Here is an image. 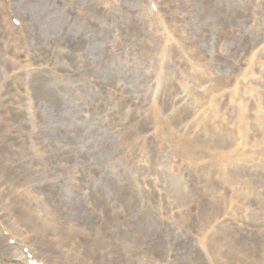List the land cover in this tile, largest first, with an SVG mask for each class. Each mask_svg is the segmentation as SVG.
<instances>
[{
    "label": "rangeland",
    "instance_id": "rangeland-1",
    "mask_svg": "<svg viewBox=\"0 0 264 264\" xmlns=\"http://www.w3.org/2000/svg\"><path fill=\"white\" fill-rule=\"evenodd\" d=\"M155 1L164 20L172 12L183 30L195 27L211 6L207 0H189L190 8L185 0ZM219 1L222 7L232 3ZM252 2L260 0H239L235 9L241 12ZM152 4L0 0V221L46 264H102L103 258V264H138L144 254L137 249L140 238L161 264H168L162 253L175 241L182 243L176 264H188L191 249L197 264H237L228 258L233 238L241 252L248 245L252 258L264 255V131L249 125L243 105L231 97L234 87L240 96L243 88L263 87L264 67L250 81H210L195 67L191 51L163 34ZM260 6L263 13L264 2ZM186 12L196 21L185 20ZM224 17L222 27L225 21L235 26L230 14ZM194 27L196 49L206 58L216 55L220 29L207 39ZM253 29V18L237 27L250 41ZM259 38L254 51L264 56V34ZM177 111L203 122L182 131L171 123L170 113ZM217 145H228L225 153L207 157ZM73 174L93 195L67 184ZM114 177L120 183L105 190L107 206L101 207L96 192ZM123 180L130 181L131 192ZM69 193L74 200H66ZM40 209L54 215L45 216L54 224L38 219ZM145 209L154 212L148 220L141 218ZM82 213L88 224L80 220ZM114 216L121 226L117 234L108 227ZM138 217L147 224L134 231ZM70 224L91 234L72 232ZM161 224L166 230L158 236ZM7 238L0 234V264H18L14 241Z\"/></svg>",
    "mask_w": 264,
    "mask_h": 264
},
{
    "label": "bare ground",
    "instance_id": "bare-ground-1",
    "mask_svg": "<svg viewBox=\"0 0 264 264\" xmlns=\"http://www.w3.org/2000/svg\"><path fill=\"white\" fill-rule=\"evenodd\" d=\"M147 1L150 3L156 2L155 0H147ZM207 1L209 2V4L211 6L208 7V12H206V14L201 16V18L199 17L200 19L198 18V21H196V16H194L193 13H191V12H190V15H189V12H186L187 15L184 13V16H186L185 20H187L188 17H193L191 20H193V21L195 20L196 25H195V27L193 25L192 26L195 28V30L198 32V34L202 35V37H206L207 39L210 38V32L211 31H214L215 29L216 30L220 29L221 34L219 35V40L216 42V50L218 52L216 55L213 56L212 54H210V58L207 57L208 59L206 57H204L202 55L201 51L200 50L198 51V49H196L195 45L193 44L194 42L190 38V34L193 33V30H192L193 27L191 25H188V26H186L185 30L181 29L177 25L178 20L172 12L169 15L168 19H165V20H164V17L161 16L160 11H159V14H156V16H157L156 18L158 20H163V25H162L163 34L168 37V40H170V37L178 38L180 44L182 46H184V48L191 51L190 53L194 57L193 60H195V62L198 61V64H195L196 65L195 67L199 68L201 72H207L208 75L210 76V81H221L220 84L223 86H224V83L222 81H250L248 76L251 73L252 74L259 73L260 68L264 67V56L259 54V53L256 54V51H254V49L259 45V43H261V39L259 37L262 34H264V12L262 13L261 6H260L263 4L264 1L260 0V2H258L256 4L254 2H252L251 6H249V8L244 6V8L241 12L236 11V9H235L236 4H234V3H237L239 0H230V1H232V3H228L226 5V7H222L221 5H218L220 3L219 0H207ZM185 2H186L187 7L190 8L189 4H187V2H189V0H185ZM146 9L147 8H145V10ZM146 12H148V10H146ZM220 12L221 13L223 12L222 17L224 20H226V18L224 16H227L228 14H230L231 19L233 20L232 23H234L235 26H233V24L232 25L230 24V26L232 28L226 27L227 22L225 21V26L222 27L220 24V21H224V20L220 19V16H219ZM252 18H253L254 29L251 32L253 39H252V41H250L251 39L249 38L248 35L246 36L243 33L238 34L237 27L240 28V30L243 29L244 27H246L247 22L250 21ZM212 25H215V27L211 28ZM170 42H171V40H170ZM228 43H230L231 46H229L228 52H225V49H226L225 46ZM247 51H250L251 54L246 59L241 58L243 52L245 55ZM239 52H242V53L237 55ZM168 53L169 52L166 51V52H164V55L168 54ZM207 60H209V61H207ZM214 63H216V65H214ZM189 64H191V63H189ZM213 66H215L216 71L213 69ZM224 70H227V71H224ZM248 88H256V89H252V90L247 91L246 89H248ZM237 89H238L237 87L232 88V93H231L232 99L234 101L238 102L239 106L243 105V107L240 108V110L243 113V115L247 117L249 125L253 124L252 125L253 128H255L257 130L264 131V122H262V121H264V86L263 87H260V86L251 87V86H249L247 88H243V91L241 92V96L239 95V91ZM180 112L181 111H177V112L173 113L174 117L171 115L172 113H170V117H171L172 125H174V126L177 125L182 131H187V127L190 126L191 124H194L197 122H200V123L203 122L200 120H196L192 116H188V115L182 114ZM258 113H260V114H258ZM254 115H256L257 118H254ZM118 117L124 121L129 120L127 117H124V116H118ZM250 120H252L253 123H251ZM127 138H128V136L126 137L125 140H127ZM139 142L142 143L143 141H137L138 144H139ZM204 145H205V142L201 141L200 147H203ZM224 146L225 145L214 146L213 148H211V150L213 152H210V154L207 157L218 156L219 154H224L228 145L226 148H224ZM98 161L100 162V160H98ZM98 161H96L97 165L101 166L100 165L101 162L99 163ZM94 164H96V163H94ZM67 182H68L67 184H69L70 187H73V189H75V190L77 189L79 192H82V193L85 191L84 188L87 187V185L82 183L80 181V179L75 174L71 175V177H69ZM123 182L128 186L129 192H131L132 191V187H131L132 184L130 183V181L123 180ZM60 183L64 184L62 181L58 180V184H60ZM112 183L119 184L120 178H118V177L117 178L116 177L111 178V180L108 181V184L104 188V190L101 188L100 190H98V192H96V193H98V194H96V196L98 198V203L100 204L101 207L107 206L106 200L104 198L105 190L108 189L109 186L112 185ZM170 183H172L173 188L180 189V185H178L175 180H172V182H170ZM63 187L66 189L68 188V187H66L65 184L63 185ZM212 189L214 190V188H212ZM87 191L88 192L85 191V193L89 198L91 195H93V192H91L90 189H88ZM72 195H73L72 193H69L66 197V200L67 201L74 200V198H72ZM130 197L132 198V194H130ZM178 199L180 201L186 200L184 196H181ZM90 200H92V198H90ZM214 201L217 202L220 206V201H219L218 197H214ZM74 205H75V203L72 204V206H74ZM147 207H148V205H147ZM40 211H41V214L39 212H37V216L41 222L48 223L51 225L54 224L53 221L47 220V218H45V216H49V215H50L49 218L54 216V215L50 214L49 212H47L49 210L45 209L42 211L40 209ZM153 213L154 212L152 209H151V212L149 209H145L141 212V218L148 220L147 218L149 216H151ZM116 214L117 213H115V215ZM82 215L83 216L81 217L80 220H82L83 222H86L87 221L86 219H89L88 217H86L88 215L86 213H84V214L82 213ZM209 215L211 216L212 214H209ZM29 216H30V214H29ZM0 219H1V217H0ZM117 219L118 218H116L114 216L112 221H111V224L108 226L112 230V233H116V234L121 229V226L120 227L118 226ZM138 221H139V217L134 222L132 221L131 227H132V229H134V231H136L137 226H144V224L145 225L147 224V222L141 224V223H138ZM130 222L127 221L128 225ZM0 223H1L0 234L3 236V238H7V236L5 237V235H4L7 232L10 235L7 238L8 241L13 240L15 242V245H13L11 248L15 254V259L18 262V264H31V263L46 264L45 260H43L41 257L42 255H39L36 252V250L34 249V246L30 245V243L26 242V240H21L20 235L17 234V231H15L11 225L6 224L3 221H0ZM69 228L72 232H77V233L79 232V233H82L84 235H86L88 232L86 230V228L79 226V225L70 224ZM93 229H95L94 231H96V233L98 232V235L101 236L100 233H102V231L100 228H96V226H95ZM165 230H166V228L164 227L163 224H161L158 231L157 230L155 231V234L158 236H163ZM38 232L42 233V232H44V230L39 229ZM88 233H90V232H88ZM140 240H141L140 241L141 246H140V248H137V249H139L141 252H144V254L143 255L140 254L137 256V260L140 258V260L138 261V264H143L142 260L146 261L145 264H161L159 261H157L155 259L153 254L152 255L148 254V251L146 248V241H144L143 238L142 239L140 238ZM262 242L264 243V239H262ZM180 243L181 242H179V241H177V242L175 241V243H171L172 246H171V250L168 251L169 253H166V255L162 253V258H164L168 262V264H176L173 262L175 259H178V257H179V253L177 252V250L179 247L182 246V243L181 244ZM231 244L232 245H230V248H228L229 249L228 258H230L234 263H237V264H246V263L264 264V255H262L260 258H258V257L252 258L254 256L253 255H252V257L250 256L251 249L249 248L248 245H243L245 250L247 251V252L243 253L240 251L238 243L236 242L235 238L232 239ZM98 246H99V244H98ZM27 247L29 249L27 252H25L24 248H27ZM123 247H124V249L128 248L130 250L136 248V247H134V245H127V244H124ZM261 249H264V247H262ZM258 250H256L254 252V254H257L256 252H258ZM196 253L197 252H195L194 249H191V250H189V254L185 255L187 257L186 259L189 260L188 264H197L196 261H194V259H193V257H197ZM261 254H264V251H261ZM91 255L93 256V254H91ZM103 255L106 258V256H105L106 254H103ZM107 258H108V256H107ZM33 260H36V262H33ZM103 261H104V258H103ZM103 261H102V264H103ZM221 262L222 261L218 262V264H220ZM183 264H185V263H183ZM224 264H226V263H224Z\"/></svg>",
    "mask_w": 264,
    "mask_h": 264
}]
</instances>
